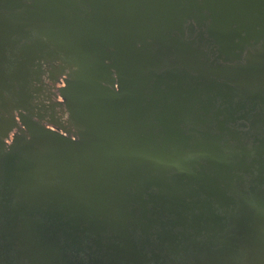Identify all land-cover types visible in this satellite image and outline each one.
<instances>
[{"label": "water", "instance_id": "1", "mask_svg": "<svg viewBox=\"0 0 264 264\" xmlns=\"http://www.w3.org/2000/svg\"><path fill=\"white\" fill-rule=\"evenodd\" d=\"M252 39L264 0H0V264H264Z\"/></svg>", "mask_w": 264, "mask_h": 264}, {"label": "flooded vegetation", "instance_id": "2", "mask_svg": "<svg viewBox=\"0 0 264 264\" xmlns=\"http://www.w3.org/2000/svg\"><path fill=\"white\" fill-rule=\"evenodd\" d=\"M250 44L248 47H247V50L251 53H260L262 58H264V39H261L259 41L258 44H254V39L250 40ZM262 85L260 86V88H262L264 90V73H262ZM259 89H256V92H258ZM263 125H264V116H263ZM238 123H241L240 121H238ZM263 138H264V134H262Z\"/></svg>", "mask_w": 264, "mask_h": 264}]
</instances>
